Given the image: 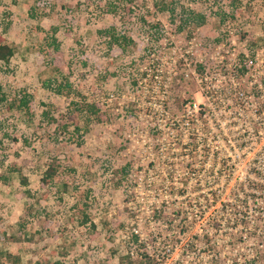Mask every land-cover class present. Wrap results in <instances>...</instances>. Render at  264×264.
<instances>
[{
    "label": "rangeland",
    "instance_id": "rangeland-1",
    "mask_svg": "<svg viewBox=\"0 0 264 264\" xmlns=\"http://www.w3.org/2000/svg\"><path fill=\"white\" fill-rule=\"evenodd\" d=\"M0 36V264H264V0H0Z\"/></svg>",
    "mask_w": 264,
    "mask_h": 264
},
{
    "label": "trees",
    "instance_id": "trees-1",
    "mask_svg": "<svg viewBox=\"0 0 264 264\" xmlns=\"http://www.w3.org/2000/svg\"><path fill=\"white\" fill-rule=\"evenodd\" d=\"M131 1L132 0H123V3L131 2ZM113 40L116 41V38H113ZM12 53H13L12 47L10 45H8L7 43H5L3 41V38L0 36V61L7 62L9 57L12 55ZM20 102H21L20 105H26L25 99L20 100ZM11 104H14V103H11ZM9 106L11 107L12 105H9ZM85 110H86V108H85ZM197 117L200 118L201 120H203V118L200 116V112L197 115ZM203 144H205L204 141L202 142L201 146H203ZM54 173H55V167H53V165H51V164L47 165L45 170H44L43 176H42V181L47 182L48 179H50ZM250 182H252V181H249V183ZM253 187L263 189L264 182L255 181ZM253 187H251V188H253ZM240 188L244 189L246 187H240ZM248 194L249 195H245L241 198H239L237 195H235L234 201H223V202H221L220 206L222 207V212H225V214L223 216H221L219 213V215L213 216V218L211 220V224H210V227H211L210 230L216 231L217 233L225 232L227 230H229V231L232 230V228H233L232 224L233 223L238 224L237 221L240 220V218L242 217L240 210L242 209L244 212V209L247 206L248 200H251L249 196L255 197L253 192H250ZM197 198H198V196H197ZM259 198H260L259 200H262L261 195H259ZM201 199L204 200V203H203V205L198 206L199 210H201L198 213L199 216L209 206H212V205L216 204V202H217L214 197H206L205 194L202 195ZM253 201H255V200H253ZM262 201H264V199ZM165 213L167 214L170 222H176V220H177V222H179L180 220H185L188 217V213H186V211H184V207H180V206L174 207L173 209H171L167 212L165 211ZM230 213L233 215L231 217H228V219L224 220L225 215H228ZM194 215H195V213H194ZM87 220H89L88 217L86 215H83L82 216V222H85ZM229 223H230V225H227ZM224 224H225V228H221ZM90 225H91V227H93L92 223H90ZM170 234H172V235H170ZM169 236H170L169 238L174 237L175 236L174 232L171 231L169 233ZM174 240H177V239H171L170 244H172V245L175 244L176 241H174ZM199 240L202 241V244H204L205 246L211 245L212 248L214 247V242L212 240H210V237L207 235V233H203V235H201L199 237ZM194 242L195 241H188L186 244L188 246L187 248H189V249L193 248ZM260 244H261V246H264L263 242H261ZM221 245H223V244H221ZM212 248H211V250H212ZM223 248H226V245ZM209 251H208V253L210 254L211 257L212 256L217 257L219 255V252H217V251H215L213 253H211V251L210 252ZM258 251L259 250H256L254 254L256 255L258 253ZM238 260L239 259H237V258L231 259L230 264H241V262H244V263L249 262L250 257H246V256L243 257L241 262H239Z\"/></svg>",
    "mask_w": 264,
    "mask_h": 264
},
{
    "label": "built area",
    "instance_id": "built-area-1",
    "mask_svg": "<svg viewBox=\"0 0 264 264\" xmlns=\"http://www.w3.org/2000/svg\"><path fill=\"white\" fill-rule=\"evenodd\" d=\"M134 232H136V230H134Z\"/></svg>",
    "mask_w": 264,
    "mask_h": 264
},
{
    "label": "crops",
    "instance_id": "crops-1",
    "mask_svg": "<svg viewBox=\"0 0 264 264\" xmlns=\"http://www.w3.org/2000/svg\"><path fill=\"white\" fill-rule=\"evenodd\" d=\"M14 260H16V259H14Z\"/></svg>",
    "mask_w": 264,
    "mask_h": 264
}]
</instances>
